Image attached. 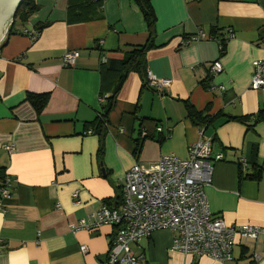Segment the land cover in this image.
I'll list each match as a JSON object with an SVG mask.
<instances>
[{
	"label": "crops",
	"instance_id": "crops-1",
	"mask_svg": "<svg viewBox=\"0 0 264 264\" xmlns=\"http://www.w3.org/2000/svg\"><path fill=\"white\" fill-rule=\"evenodd\" d=\"M33 2L38 10L0 42V171L13 180L0 209V264H106L113 227L69 228L115 203L134 164L187 157L203 127L186 117V103L211 118L203 135L211 156L222 158L204 190L210 212L227 225L264 227V90L249 88L252 62L264 61V0H150L153 47L144 65L170 87L157 92L129 72L99 135L91 128L105 103L99 98L122 76L113 62L148 40L143 15L133 0ZM227 30L233 37L221 53L215 37L223 40ZM199 32L207 38L185 44ZM68 51L79 56L63 67ZM213 62L222 72L210 76ZM29 94L47 95L39 112ZM174 236L155 231L131 249L147 264H220L172 251ZM229 264H264V247L238 241Z\"/></svg>",
	"mask_w": 264,
	"mask_h": 264
},
{
	"label": "built area",
	"instance_id": "built-area-1",
	"mask_svg": "<svg viewBox=\"0 0 264 264\" xmlns=\"http://www.w3.org/2000/svg\"><path fill=\"white\" fill-rule=\"evenodd\" d=\"M232 37V31L227 30L223 40L226 42ZM30 38L34 40L36 35H30ZM201 38H207L204 32L192 36L185 44ZM215 39L221 50V38ZM78 56L77 51L66 52L61 58L62 66H74ZM101 61L105 62V59ZM251 65L249 88L264 90V61L255 60ZM221 72L219 62L210 64V76ZM145 80L146 86L157 92L164 91L171 84V80L159 78L148 70ZM209 89L224 91L225 87L211 85ZM104 100L105 97H100L99 103ZM156 130L161 131L160 128ZM5 149L12 151L11 146ZM221 159V155L211 156V139L203 135L202 128L199 140L188 148L185 159L170 154L148 167L134 164L125 172L121 202L117 205L101 204L97 211L87 214L69 229L75 233L79 230L91 232L103 226L113 227L115 235L107 252L106 264H147L145 257L135 254L131 246L161 230L175 235L170 248L172 251L229 264L233 261V249L238 241L264 247V227L227 225L210 212L204 190L211 184L214 163ZM244 166L242 161V170ZM12 186L13 180L4 175L0 181V209L10 199ZM80 251L87 253L84 246ZM254 258L259 259L258 254Z\"/></svg>",
	"mask_w": 264,
	"mask_h": 264
},
{
	"label": "trees",
	"instance_id": "trees-1",
	"mask_svg": "<svg viewBox=\"0 0 264 264\" xmlns=\"http://www.w3.org/2000/svg\"><path fill=\"white\" fill-rule=\"evenodd\" d=\"M133 2L137 5L140 12L143 15L144 21L147 26L148 31V40L145 43V45L141 46H133L130 51L124 53V58L119 62H113V66H111V70L114 72H122V76L118 78L117 84L115 88L112 90L109 96L105 98L104 105L101 106V110H99L98 115L93 123H91L92 132L99 135L101 131H104L105 124L107 122V116L110 111V109L113 106L114 97L121 88V85L124 82L125 77L129 72H135L137 73L143 82H146V69L144 65L145 60V53L147 50L151 49L153 47V24H154V15L152 12L150 0H133ZM38 10V6L34 4L33 0H24L21 5L19 6L18 10L16 11L13 21L7 31V37L15 34V25L17 22L19 23H25L30 15L35 13ZM44 25H38L35 35L37 36L39 32L43 29ZM217 38V37H215ZM220 38V37H218ZM221 50L220 52H224V46L225 42L221 39ZM1 48V46H0ZM105 83V81H104ZM146 85V84H145ZM27 100L31 104L33 108H35L38 112L43 109L47 102V95H34L29 94L27 95ZM184 108L186 111V117L191 121V123L197 127H208L209 123L211 121V118L204 114V112H198L196 111L190 104H184ZM262 114L258 115V118L256 121L261 120ZM264 116V114H263ZM232 119V118H231ZM264 119V117H263ZM237 121H244L242 118H237ZM139 142V140L136 141V144ZM139 148V145L137 149ZM260 171H258L256 174L252 176L253 179H256L259 177ZM3 172L0 171V181L3 178ZM121 202V196L117 199V201L113 204L117 205ZM108 205L112 204L109 202H105Z\"/></svg>",
	"mask_w": 264,
	"mask_h": 264
},
{
	"label": "water",
	"instance_id": "water-1",
	"mask_svg": "<svg viewBox=\"0 0 264 264\" xmlns=\"http://www.w3.org/2000/svg\"><path fill=\"white\" fill-rule=\"evenodd\" d=\"M24 0H0V42L5 43L7 33L14 15Z\"/></svg>",
	"mask_w": 264,
	"mask_h": 264
},
{
	"label": "rangeland",
	"instance_id": "rangeland-1",
	"mask_svg": "<svg viewBox=\"0 0 264 264\" xmlns=\"http://www.w3.org/2000/svg\"><path fill=\"white\" fill-rule=\"evenodd\" d=\"M26 26H29L28 24H26ZM7 34V33H6Z\"/></svg>",
	"mask_w": 264,
	"mask_h": 264
}]
</instances>
